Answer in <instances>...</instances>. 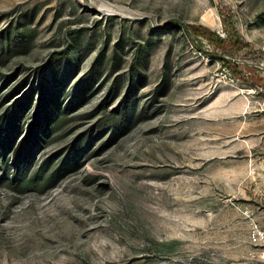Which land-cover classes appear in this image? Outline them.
<instances>
[{
  "label": "rangeland",
  "instance_id": "obj_1",
  "mask_svg": "<svg viewBox=\"0 0 264 264\" xmlns=\"http://www.w3.org/2000/svg\"><path fill=\"white\" fill-rule=\"evenodd\" d=\"M264 0H0V264H264Z\"/></svg>",
  "mask_w": 264,
  "mask_h": 264
},
{
  "label": "built area",
  "instance_id": "obj_2",
  "mask_svg": "<svg viewBox=\"0 0 264 264\" xmlns=\"http://www.w3.org/2000/svg\"><path fill=\"white\" fill-rule=\"evenodd\" d=\"M248 239L251 243L256 245H264V226L254 222L251 224Z\"/></svg>",
  "mask_w": 264,
  "mask_h": 264
}]
</instances>
